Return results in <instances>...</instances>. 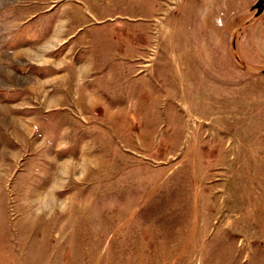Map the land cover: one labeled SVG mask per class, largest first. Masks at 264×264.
<instances>
[{"label": "rangeland", "instance_id": "1", "mask_svg": "<svg viewBox=\"0 0 264 264\" xmlns=\"http://www.w3.org/2000/svg\"><path fill=\"white\" fill-rule=\"evenodd\" d=\"M255 2L0 0V264H264Z\"/></svg>", "mask_w": 264, "mask_h": 264}, {"label": "flooded vegetation", "instance_id": "2", "mask_svg": "<svg viewBox=\"0 0 264 264\" xmlns=\"http://www.w3.org/2000/svg\"><path fill=\"white\" fill-rule=\"evenodd\" d=\"M264 10V0H256L254 4L251 5V7L247 11V20H246V25L251 24L254 19L259 16ZM238 18V17H237ZM237 18L235 20H237ZM241 25L239 28L236 30V32L240 29Z\"/></svg>", "mask_w": 264, "mask_h": 264}]
</instances>
